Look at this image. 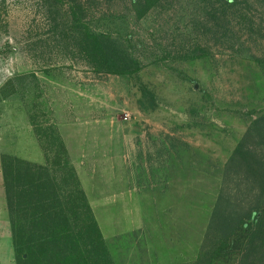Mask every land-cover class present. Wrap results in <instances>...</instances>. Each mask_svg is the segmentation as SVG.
Returning a JSON list of instances; mask_svg holds the SVG:
<instances>
[{"label": "rangeland", "instance_id": "obj_1", "mask_svg": "<svg viewBox=\"0 0 264 264\" xmlns=\"http://www.w3.org/2000/svg\"><path fill=\"white\" fill-rule=\"evenodd\" d=\"M77 3L81 23L137 59L135 74L89 68L71 29ZM258 61L264 0H160L140 17L128 0H0V209L8 219L2 155L65 161L108 264L109 247L117 264L125 252L193 264L224 165L264 110Z\"/></svg>", "mask_w": 264, "mask_h": 264}, {"label": "trees", "instance_id": "obj_2", "mask_svg": "<svg viewBox=\"0 0 264 264\" xmlns=\"http://www.w3.org/2000/svg\"><path fill=\"white\" fill-rule=\"evenodd\" d=\"M159 1L128 0L135 17ZM82 7L71 5L69 14L77 20L71 29L89 68L102 74H135L140 64L125 47L80 22ZM141 93L150 97L143 88ZM224 166L225 178L193 264L227 259L264 264V110L249 121ZM1 173L15 264H108L85 197L65 161L38 165L2 155Z\"/></svg>", "mask_w": 264, "mask_h": 264}, {"label": "crops", "instance_id": "obj_3", "mask_svg": "<svg viewBox=\"0 0 264 264\" xmlns=\"http://www.w3.org/2000/svg\"><path fill=\"white\" fill-rule=\"evenodd\" d=\"M125 250V248H123ZM109 254L113 260V264H117L121 258L119 254L116 253L115 249L109 247ZM124 264L140 263L145 262V264H160L154 253L148 252L147 255L143 256V259L136 257L133 254H127V252L122 254ZM0 264H15L14 263V253L11 243V234L9 222L7 219V214L5 211L0 209Z\"/></svg>", "mask_w": 264, "mask_h": 264}, {"label": "clouds", "instance_id": "obj_4", "mask_svg": "<svg viewBox=\"0 0 264 264\" xmlns=\"http://www.w3.org/2000/svg\"><path fill=\"white\" fill-rule=\"evenodd\" d=\"M10 75H11V74H10ZM2 83H3V82H2V81H0V86H2Z\"/></svg>", "mask_w": 264, "mask_h": 264}]
</instances>
